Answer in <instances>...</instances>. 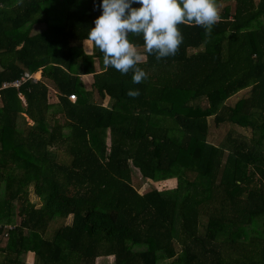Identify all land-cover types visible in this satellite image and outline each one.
Instances as JSON below:
<instances>
[{"label": "trees", "instance_id": "16d2710c", "mask_svg": "<svg viewBox=\"0 0 264 264\" xmlns=\"http://www.w3.org/2000/svg\"><path fill=\"white\" fill-rule=\"evenodd\" d=\"M101 2L0 0V86L40 77L1 92L0 264H264V0L222 6L209 35L178 25L140 84L83 50ZM133 170L177 185L141 192Z\"/></svg>", "mask_w": 264, "mask_h": 264}, {"label": "clouds", "instance_id": "9594fccd", "mask_svg": "<svg viewBox=\"0 0 264 264\" xmlns=\"http://www.w3.org/2000/svg\"><path fill=\"white\" fill-rule=\"evenodd\" d=\"M134 4L141 6L136 8ZM99 8L102 14L95 19V27L86 39L103 53L105 68H114L121 75L132 72V82L140 84L149 76L140 67L145 53L154 55L157 61L175 56L184 43L178 25L194 23L209 35L221 18L222 3L221 0H102ZM132 36L143 37L144 52L140 51V44L130 42ZM139 94L138 90L128 92L133 98Z\"/></svg>", "mask_w": 264, "mask_h": 264}, {"label": "rangeland", "instance_id": "374dc122", "mask_svg": "<svg viewBox=\"0 0 264 264\" xmlns=\"http://www.w3.org/2000/svg\"><path fill=\"white\" fill-rule=\"evenodd\" d=\"M224 5H227V6H230L231 9H233V5H234V2H232V0H224V4H222V6ZM97 70L99 69L98 66H96ZM86 85V83H85ZM240 95H248V91L246 92H242ZM240 96V97H242ZM237 100L238 99H241L239 97H236ZM51 102L54 103V102H57V99H56V96H55V93L52 91V95H51V98H50ZM107 101V100H106ZM234 104V101L231 100L227 102V104ZM104 104H106V102H104ZM202 107H207V102L204 101L201 103ZM227 129V128H226ZM226 129H222L221 131H219L218 133L213 131L212 132V135L211 137L209 138L210 141L214 142L215 144L218 143L223 137H224V134H225V131ZM107 145L109 146V137L107 136V141H106ZM61 160H64V161H68L67 160V157L65 156H61L60 158ZM133 176H134V185H138L140 186L141 188V192H144V191H147L148 189L150 188H157L158 190L162 191V190H165V189H174L177 185V180L176 178L174 179H169V180H166L164 181L163 183L161 182H158V183H154V182H151V181H146L144 180L139 174H138V171L137 170H133ZM191 178H193V176H191ZM32 201H35L34 198H32ZM71 222V217H69L67 220H66V223H70ZM11 226V224H10ZM54 226V225H53ZM58 226V224H56L55 228ZM4 242H2L0 245L1 246H4ZM25 261L28 262V263H31L32 262V256H27L25 258ZM113 262V258H110L109 260H106L105 261V264H111ZM97 264H101V262L97 261Z\"/></svg>", "mask_w": 264, "mask_h": 264}, {"label": "built area", "instance_id": "2783aa9c", "mask_svg": "<svg viewBox=\"0 0 264 264\" xmlns=\"http://www.w3.org/2000/svg\"><path fill=\"white\" fill-rule=\"evenodd\" d=\"M40 80V77L38 75L35 74H30L28 72H24L23 75L12 82H4L2 83V85L0 86V99H1V92L3 90H6L8 88H13L15 90H18L25 82L27 81H32V82H37ZM69 101L74 103L76 101V96L75 95H70L68 97ZM9 229H11V227H5V230L8 231ZM4 236L7 238L8 234H4Z\"/></svg>", "mask_w": 264, "mask_h": 264}, {"label": "crops", "instance_id": "0c3cea01", "mask_svg": "<svg viewBox=\"0 0 264 264\" xmlns=\"http://www.w3.org/2000/svg\"><path fill=\"white\" fill-rule=\"evenodd\" d=\"M43 26H39L37 28H35L34 30H42ZM92 46H93V43L91 41H85L83 43V50L86 54H91L92 53ZM82 82H83V85L85 87L86 90H91V85L93 83V77L91 75H86V76H82ZM86 83V85H85ZM248 90H244V91H241L240 93H238L236 95V97H239V98H244V97H247V95H240L242 92H246ZM242 96V97H240Z\"/></svg>", "mask_w": 264, "mask_h": 264}]
</instances>
